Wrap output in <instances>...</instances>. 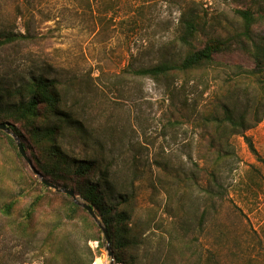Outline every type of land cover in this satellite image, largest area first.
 I'll list each match as a JSON object with an SVG mask.
<instances>
[{
	"label": "rangeland",
	"instance_id": "1",
	"mask_svg": "<svg viewBox=\"0 0 264 264\" xmlns=\"http://www.w3.org/2000/svg\"><path fill=\"white\" fill-rule=\"evenodd\" d=\"M190 8L201 23L194 42L197 47L215 39L228 42L227 48L215 55V63L210 66L214 70L200 71L189 77L185 88L180 82L171 90L149 78L124 76L123 70L129 65H152L171 51L164 47L174 41L181 16ZM239 10H249L256 17L251 37H264V0H0V41L17 39L0 42V87L33 72L82 81L87 120L102 135L108 151L112 150L106 158L115 156L121 172L129 176L131 147L141 160L135 164L139 167L135 170L139 176L135 180V212L142 219L156 213L143 241L148 261L155 264H163V260L166 264H185L179 253L168 251L169 229L164 228L170 221L167 196L175 199L189 192L175 183V168L195 173L197 184L189 183L194 194L201 193V188L212 181L211 172L221 175L214 165L222 149L221 135L205 125L203 113L215 109L216 100L229 89H234L230 102L238 115L246 113L248 123L253 122L256 111L264 112L262 84L248 74L256 64L252 42L242 35ZM199 76L208 81L207 89L204 83L195 81ZM261 79L264 82V77ZM246 134L252 137L261 160L236 135L230 138L234 156L220 167L225 194L245 217L223 210L212 229L200 232L194 228L189 238L196 240L193 250L202 254V264H264V117ZM14 145L15 149L4 141L0 143V208L10 199L19 198L13 215L18 220L29 200L16 194L15 182L23 176L41 181L19 153L15 140ZM74 149L78 159L97 157L94 145L87 149L77 145ZM32 153L35 151L30 148L31 160ZM157 156L169 163L166 172L154 164ZM159 174L163 186L158 182ZM166 183L171 187L168 195L164 191ZM60 202L54 199L53 203ZM49 218L45 208L28 236L16 224L11 226L0 209V264H65L66 260L89 264V248L96 256L94 263L100 259L109 264L103 232L101 240L86 242L87 235L79 230L81 223H76L49 235ZM159 222L164 226L158 227ZM65 245L66 257L58 256ZM197 256L190 264L197 263Z\"/></svg>",
	"mask_w": 264,
	"mask_h": 264
},
{
	"label": "trees",
	"instance_id": "2",
	"mask_svg": "<svg viewBox=\"0 0 264 264\" xmlns=\"http://www.w3.org/2000/svg\"><path fill=\"white\" fill-rule=\"evenodd\" d=\"M237 12L243 20L242 35L252 42L253 47L252 54L256 67L248 71V74L262 84L260 94H264V82L261 79L264 77V37L258 40L251 37L252 27L257 21L251 11ZM198 18L192 8L185 11L181 16L174 41L164 47L171 51L163 53L158 62L152 65L139 68L129 65L123 70V75L141 79L149 78L171 90L180 82L181 87L185 88L189 84V77L196 76V73L200 71L204 73L214 70V67H210L215 63L214 57L227 48L228 42L215 39L203 47H197L194 42L201 28ZM16 40V38L8 37L0 42L5 44ZM195 81L204 83L205 89L209 87L208 81H204L203 76H199L198 79L195 77ZM233 91L234 89H229L222 98L216 100L215 109H210L202 115L205 125L213 127L214 131L221 135L222 149L214 160V165H217L216 169L219 167L221 175L223 172L220 167L227 164L234 156V149L230 143L232 136H241L250 152L261 160L252 137L246 132L263 121L264 112L256 111L255 119L248 123L246 113L238 115L236 106L230 102L233 99L231 97ZM86 98L82 81H77L76 78L65 80L46 73L33 72L10 86L0 87V122L8 124L10 129L19 136L27 154L30 148L35 151L32 153L33 166L47 180L60 188L73 190L93 208L109 231L117 264H155L150 259L148 261L149 253L144 248L143 241L147 240L146 234L152 229L156 213H151L148 218L142 219L135 212V180L139 178L138 173H135L139 167L136 165L135 168V164L141 160L135 154V148L131 147L129 173H132L129 176L121 172L115 156H112L110 160L106 158L109 154L112 155V150L108 151L102 135L87 120L86 107L82 105L85 104ZM3 141L13 149L16 148L14 139L0 130V143ZM77 145H82L85 149L94 145L97 157L93 159L74 157V147ZM160 160L158 156L155 157L154 164L166 172L169 163ZM221 175L211 172L212 181L201 188V193L194 194L190 191L193 188L189 186V183L193 182L192 186L197 184L195 173L193 171L188 173L180 166L173 172L175 183L182 186L184 192L191 193H183L175 199H172L170 195L167 196V213L170 215V221L167 226H164L162 222H159L157 226H164L165 229L168 227L170 236L169 244H167L168 251L179 253L185 264L193 263L195 260L193 258L198 255V252L193 250L196 240L189 238L194 228L200 232L212 229L223 210H230L237 217H245L243 210L225 194ZM158 182L163 186L160 174ZM15 185L16 194L29 200L20 211L19 219L14 220L13 217L21 202L19 198L10 199L0 209L8 218L10 225L16 224V228L23 235L31 236V232L35 230L36 218L43 214L45 208H48L49 235L64 230L68 225L81 223L79 230L87 235L86 242L101 240L102 229L84 208L74 203L69 195L55 192L35 178L27 180L24 176L20 177ZM169 188H171L169 183H166L164 191L167 195L170 194ZM54 199L60 200V204L55 205ZM46 243H50L49 239ZM67 250L68 246L65 245L63 250H58L57 255L66 257ZM89 250L91 254L89 264H93L96 256L90 248ZM62 253L63 255H60ZM199 254L196 264H202V254ZM163 261V264H166V260ZM65 264L71 263L66 260Z\"/></svg>",
	"mask_w": 264,
	"mask_h": 264
},
{
	"label": "water",
	"instance_id": "3",
	"mask_svg": "<svg viewBox=\"0 0 264 264\" xmlns=\"http://www.w3.org/2000/svg\"><path fill=\"white\" fill-rule=\"evenodd\" d=\"M0 130L11 135L13 137V139L16 142V145L18 147L19 153L22 155V157L27 161L29 167L31 168L32 172L40 179V181L45 184L46 186H48L51 189H54L57 192L60 193H64L69 195L70 197H72L74 203H76L77 205L81 206L82 208H84L89 215L93 218V220L99 225V227L102 229L103 231V235H104V240L106 242V250H107V257L109 260V264H117L115 262V257H114V252L113 249L111 247V238L109 235V231L108 229L103 225V223L100 221V219L97 217L95 211L93 210V208L86 202L82 201L79 199V197L75 194V192L71 189H67V188H60L58 186H56L54 183L50 182L49 180H47L34 166L32 163V160L29 158L27 151L25 150L24 144L22 142V140L19 138V136L10 129L9 125L4 123V122H0Z\"/></svg>",
	"mask_w": 264,
	"mask_h": 264
},
{
	"label": "bare ground",
	"instance_id": "4",
	"mask_svg": "<svg viewBox=\"0 0 264 264\" xmlns=\"http://www.w3.org/2000/svg\"><path fill=\"white\" fill-rule=\"evenodd\" d=\"M94 264H103V263H102V260L97 259L96 262H95ZM119 264H120V263H119Z\"/></svg>",
	"mask_w": 264,
	"mask_h": 264
}]
</instances>
